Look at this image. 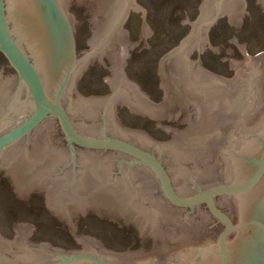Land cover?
Returning <instances> with one entry per match:
<instances>
[{
	"label": "water",
	"instance_id": "95a60500",
	"mask_svg": "<svg viewBox=\"0 0 264 264\" xmlns=\"http://www.w3.org/2000/svg\"><path fill=\"white\" fill-rule=\"evenodd\" d=\"M73 1L0 0V51L17 72L0 70V166L17 191L44 187L47 207L67 215L73 235L78 213L118 207L141 236L190 230L195 251L184 246L190 254L173 261L165 246L146 262L144 250L114 252L96 238H77L84 251L33 243L30 224L0 236V264H264V55L232 81L201 69L198 57L209 29L225 14L238 20L244 0H204L186 21L192 30L170 58L200 122L169 142L115 123L122 100L132 113H174L166 89L154 104L123 72L121 27L130 8L142 11L136 0L100 5L84 60ZM96 55L112 63L113 90L85 100L74 84Z\"/></svg>",
	"mask_w": 264,
	"mask_h": 264
},
{
	"label": "rangeland",
	"instance_id": "374dc122",
	"mask_svg": "<svg viewBox=\"0 0 264 264\" xmlns=\"http://www.w3.org/2000/svg\"><path fill=\"white\" fill-rule=\"evenodd\" d=\"M203 1L136 0L142 11L129 9L123 28L135 47L125 66L127 80L136 84L154 104H163L166 89L174 113L158 118L136 114L122 100L115 107V123L125 131L146 132L154 142H169L200 122L187 86L183 83L179 86L180 73L168 59L189 35L190 23L199 17ZM104 2L110 3L109 0L72 2V14H77L75 20H80L78 60H83L84 51L92 48L97 31L93 17H99ZM260 54H264V3L244 0L238 20L230 22L225 14L209 29L208 42L198 57L201 69L232 81L244 72L247 57ZM88 63L74 84L77 95L85 100L108 97L113 90L108 82L112 75L110 59L95 57ZM236 63L241 64L238 69ZM0 70L6 75L17 73L1 51ZM16 188L19 187L8 169L1 165V237L8 238L16 228L33 224L36 227L33 243L84 251L77 238H96L114 252L144 250L140 257H148L146 262L165 246H169L171 259L182 250L190 254V247L184 246H191V251L195 249L190 230L168 240L141 236L139 224L127 222V215L118 213V207L89 210V215L78 213L73 235L67 215L47 207L44 187H32V195Z\"/></svg>",
	"mask_w": 264,
	"mask_h": 264
},
{
	"label": "bare ground",
	"instance_id": "6f19581e",
	"mask_svg": "<svg viewBox=\"0 0 264 264\" xmlns=\"http://www.w3.org/2000/svg\"><path fill=\"white\" fill-rule=\"evenodd\" d=\"M123 24H124V22H123ZM123 24H122V29L124 30V28H123ZM125 32H126V30H124ZM96 33H97V31L96 32H94V37L92 38V43L94 42V39H95V36H96ZM127 33V32H126ZM127 36H128V34H127ZM128 39H129V36H128ZM207 43V42H206ZM205 43V44H206ZM205 44H204V46L203 47H205ZM135 47V44L131 41V40H128V44H127V47H126V54H125V66H126V63H127V59H128V57L130 56V52H131V49L132 48H134ZM203 49V48H202ZM201 49V50H202ZM205 50V49H204ZM174 53V52H173ZM173 53H171V54H173ZM262 55H264V54H262ZM261 56V55H260ZM259 56V57H260ZM95 57H97V58H104L105 56H101V55H96ZM94 57V58H95ZM107 57V56H106ZM94 58L91 60V61H93L94 60ZM109 58V57H108ZM258 58V57H257ZM256 59V57L255 58H250V57H247V61L243 64V68L245 67V69L248 67V65L252 62V61H254ZM84 60V59H83ZM168 62H170V63H172L173 64V66L175 67V65H174V63L172 62V60H171V58H169L168 59ZM169 63V64H170ZM87 64H89V63H87ZM236 65V68L238 69V67H240V63H236L235 64ZM110 66V70H111V73H112V75L110 76V77H108V82L110 83V85L112 86V88H113V85H114V74H113V67H112V63H111V65H109ZM125 66H124V68H123V72H124V74H125ZM245 69H244V71H245ZM180 75V74H179ZM125 76H126V74H125ZM181 76V75H180ZM127 78V77H126ZM179 86H180V84L181 83H183V84H185V82H184V80H183V78L182 77H180L179 79ZM182 84V85H183ZM184 86V85H183ZM185 86H186V84H185ZM183 90V89H182ZM188 99V98H187ZM184 250H182V251H180V252H178V253H176L173 257H172V259L171 260H173V261H176V260H178V259H180V258H182V257H184L183 255L185 254L184 252H183ZM192 251H195V249H193ZM185 255H187V254H185Z\"/></svg>",
	"mask_w": 264,
	"mask_h": 264
},
{
	"label": "flooded vegetation",
	"instance_id": "af4514ba",
	"mask_svg": "<svg viewBox=\"0 0 264 264\" xmlns=\"http://www.w3.org/2000/svg\"><path fill=\"white\" fill-rule=\"evenodd\" d=\"M115 152V151H114ZM219 205V204H218ZM220 207V206H219ZM221 208V207H220Z\"/></svg>",
	"mask_w": 264,
	"mask_h": 264
}]
</instances>
